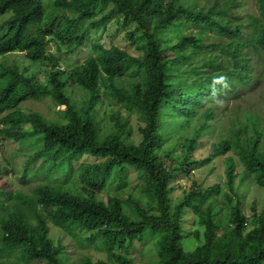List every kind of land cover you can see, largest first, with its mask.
<instances>
[{"label":"trees","instance_id":"1","mask_svg":"<svg viewBox=\"0 0 264 264\" xmlns=\"http://www.w3.org/2000/svg\"><path fill=\"white\" fill-rule=\"evenodd\" d=\"M247 1L52 0L47 13L42 0H0V16L11 13L2 25L8 31L0 37V147L7 138L27 142L38 135L43 146L28 167L43 159L65 171L86 156L101 160L81 166L80 189L74 184H41L32 197L19 194L26 217L16 202L10 211H2L0 264H76L68 261L63 244H55L49 222L107 253L108 259L86 257L83 264H139L114 249L130 251L147 239L154 241V264H264V205L259 209L254 201L248 216L237 191L238 180L264 189V88L261 109H241L230 123L231 136L214 143L204 158L194 156L213 124L208 99L254 89L259 79L255 65L264 53V0H255L256 10L244 20L236 8ZM119 16L125 24H135L128 37L142 55L95 42L94 54L83 63L64 71L57 68V58L47 48L50 42L75 41L74 51L91 29ZM82 17L91 22L77 35ZM19 51L51 64L47 84L5 57ZM132 65L144 71L143 79L118 87L116 79ZM222 75L228 78L227 88L213 84ZM103 86L127 115H113L112 132L101 137L95 106ZM74 89L88 94L83 107L73 100ZM44 98L67 107L56 118L21 109L29 99ZM133 114L138 123L131 132ZM195 118L204 119L190 138L172 139L177 128ZM169 142L181 144L179 157L164 152ZM228 152L232 154L225 158L224 182L205 185L192 178L194 167ZM117 167L122 179L128 167L138 171L141 195L126 200L120 195L98 197ZM180 173H186L191 184L174 204L170 193ZM187 212L204 227L192 232L199 242L193 251L183 247Z\"/></svg>","mask_w":264,"mask_h":264},{"label":"rangeland","instance_id":"2","mask_svg":"<svg viewBox=\"0 0 264 264\" xmlns=\"http://www.w3.org/2000/svg\"><path fill=\"white\" fill-rule=\"evenodd\" d=\"M46 7V11L50 10L52 0H42ZM238 13L244 16V20L248 19V14L256 10L255 0H248L242 7L236 8ZM11 16L7 13L0 16V37L7 33L8 28H2L6 19ZM91 21L86 18H80L78 22L77 35L82 32ZM135 28L134 23H124V16H119L109 22L106 26L99 29H91L86 36L85 42L82 46L72 51L75 47V41L72 43L50 42L47 48L56 56L59 70L64 71L71 66L83 63L87 58L94 54L93 44L100 42L106 47L118 45L122 48L128 49L136 56L142 55V51L138 45L131 43L128 33ZM10 62L19 66L20 70L28 76H35L42 83H48V70L51 64L42 61H33L26 57L24 52H14L5 56ZM255 72L258 73L259 79L254 83V89H244L240 93H235L233 96H221L216 100L208 99V106H213L214 117L212 119V126L207 129L200 139V145L195 149L194 156L196 158H204L214 143H218L224 138L231 136L232 120L238 115L240 110L252 109L258 110L262 107V89L264 88V53L262 56H257L255 65ZM144 71L139 69L136 65L130 66L127 72L116 79L118 87H128L136 80L143 79ZM244 88L247 85H243ZM105 87L101 88V99L95 106V115L100 129L99 136L104 137L112 132L113 122L111 117L117 114L127 115V112L122 107L121 103L113 96L106 95ZM73 100L79 107H83L88 94L85 90L74 89L71 91ZM66 105L56 106L51 99L34 100L29 99L21 105V109L30 111H39L47 117L56 118L61 114L59 111L65 110ZM205 108L200 111L204 112ZM202 115V113H200ZM1 117V116H0ZM204 118H195L193 122L187 127H179L176 130V135L172 139H177L180 142L190 138L196 128L202 125ZM138 123V116L133 114L130 119L131 132L133 127L136 128ZM133 126V127H132ZM1 127V124H0ZM135 140H139V135L136 132ZM181 139V140H180ZM43 146V141L38 138V135H33L27 142H21L16 138H7L0 147V214L2 211H10L12 206L20 204L19 209L23 211L26 217L27 209L19 201L21 198L19 194L29 198L34 195L35 189L41 184H53L68 186L74 184L75 187L81 188L84 181L81 179V166L84 164H93L100 159L92 156H86L79 161H74L69 170H62L60 167H54L51 163H43V159L38 160L31 166H27V162L35 151ZM167 153L172 158H177L181 154V144L173 145L169 142L164 146ZM228 152L217 157L213 162L205 165L194 167L192 171V178L205 185H212L215 183H222L226 180V163L225 158L231 155ZM26 170V171H25ZM121 168L117 167L111 174L109 180L105 184L103 190L98 191L97 195L103 200H107L110 195H120L123 199L129 196H139L140 186L143 181L139 177L138 171L132 167H128L123 174V179L120 177ZM191 179L186 173H180L176 181L173 183V190L170 193L172 202H176L184 195L185 190L190 186ZM91 189L88 187V190ZM237 191L243 202L245 213L250 216L252 214V204L257 201L258 208L264 205V189L260 188L254 182L242 183L237 182ZM22 197V196H21ZM51 226L50 236L53 238L55 244H63L68 254V261L76 264H83L86 257H90L93 261L99 258L108 259L107 253L101 247L95 244H87L72 237L66 233L65 230L55 226L49 222ZM184 240L183 247L186 251H193L199 245L192 232L195 229L203 231L204 227L197 222V219L191 212H187L183 216ZM84 236L90 233H82ZM154 245L152 239H147L145 242H136L134 247L130 250H120L115 248V252L130 256L136 263L139 264H154L156 262L155 253L151 252ZM44 261H34L31 264H43Z\"/></svg>","mask_w":264,"mask_h":264},{"label":"clouds","instance_id":"3","mask_svg":"<svg viewBox=\"0 0 264 264\" xmlns=\"http://www.w3.org/2000/svg\"><path fill=\"white\" fill-rule=\"evenodd\" d=\"M213 84H219L221 85L223 88H227L229 87V84H228V78L226 76H219V77H216L214 78L213 80Z\"/></svg>","mask_w":264,"mask_h":264}]
</instances>
